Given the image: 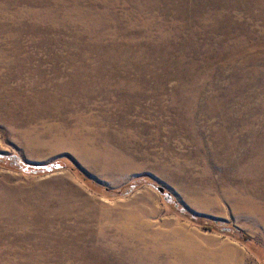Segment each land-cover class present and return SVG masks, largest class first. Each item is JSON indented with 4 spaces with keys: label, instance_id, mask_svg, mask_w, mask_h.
I'll return each instance as SVG.
<instances>
[{
    "label": "rangeland",
    "instance_id": "obj_1",
    "mask_svg": "<svg viewBox=\"0 0 264 264\" xmlns=\"http://www.w3.org/2000/svg\"><path fill=\"white\" fill-rule=\"evenodd\" d=\"M258 259L264 0H0V264Z\"/></svg>",
    "mask_w": 264,
    "mask_h": 264
},
{
    "label": "trees",
    "instance_id": "obj_2",
    "mask_svg": "<svg viewBox=\"0 0 264 264\" xmlns=\"http://www.w3.org/2000/svg\"><path fill=\"white\" fill-rule=\"evenodd\" d=\"M137 184H138L137 181H132V182H129L128 184H126V185L122 186L121 188L116 189L114 191L117 194H119V193L122 194L123 191H125V189H127V188H134V187L137 186ZM184 212L189 213V215L193 216L194 219H197L198 218L199 220H202L204 222V227L207 228V229L217 230L218 228H220L221 231H223V232L226 231V230H228L227 229V226H220L219 225V223L220 224H227L226 222H223V221L220 222V221H216V220H210V219H208L206 217H203V216H196V215H194V214H192V213H190L188 211H184Z\"/></svg>",
    "mask_w": 264,
    "mask_h": 264
},
{
    "label": "water",
    "instance_id": "obj_3",
    "mask_svg": "<svg viewBox=\"0 0 264 264\" xmlns=\"http://www.w3.org/2000/svg\"><path fill=\"white\" fill-rule=\"evenodd\" d=\"M158 189H159V191L162 192V193L165 191L164 187H162V186H159Z\"/></svg>",
    "mask_w": 264,
    "mask_h": 264
},
{
    "label": "crops",
    "instance_id": "obj_4",
    "mask_svg": "<svg viewBox=\"0 0 264 264\" xmlns=\"http://www.w3.org/2000/svg\"><path fill=\"white\" fill-rule=\"evenodd\" d=\"M258 264H260V261H259V259H258Z\"/></svg>",
    "mask_w": 264,
    "mask_h": 264
}]
</instances>
